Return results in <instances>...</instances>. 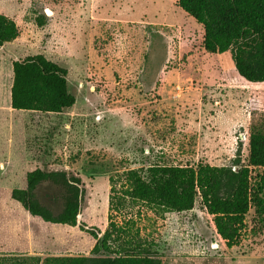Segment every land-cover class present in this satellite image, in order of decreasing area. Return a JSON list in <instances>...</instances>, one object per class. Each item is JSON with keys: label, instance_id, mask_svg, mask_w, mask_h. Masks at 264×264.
I'll return each instance as SVG.
<instances>
[{"label": "rangeland", "instance_id": "374dc122", "mask_svg": "<svg viewBox=\"0 0 264 264\" xmlns=\"http://www.w3.org/2000/svg\"><path fill=\"white\" fill-rule=\"evenodd\" d=\"M177 1L0 0V14L20 30L0 49V256H91L97 240L80 227L99 238L110 229V177L153 165L237 170L239 141L248 165L264 83L240 77L231 52H205L203 27ZM39 54L68 71L76 104L62 114L11 107L13 63ZM38 168L82 178L77 227L45 223L11 198ZM251 188L232 249L200 200L184 213L129 203L112 222L152 244L164 264H264V168L252 169Z\"/></svg>", "mask_w": 264, "mask_h": 264}, {"label": "trees", "instance_id": "16d2710c", "mask_svg": "<svg viewBox=\"0 0 264 264\" xmlns=\"http://www.w3.org/2000/svg\"><path fill=\"white\" fill-rule=\"evenodd\" d=\"M177 5L203 27L205 52H231L240 77L252 84L264 83V0H178ZM19 36L17 23L0 14V49ZM13 75V110L62 114L76 104L75 96L69 92L68 71L44 55L14 62ZM242 148L239 141L237 170L209 164L153 165L125 172L117 182L110 177V229L99 238L95 228L80 227L97 240L91 256H0V264H164L152 244L126 234L112 222V213L127 209L129 203H142L155 211L184 213L192 211L200 200L213 217L217 234L232 249L240 243L251 209L252 169L264 168V121L253 120L251 124L248 165L242 164ZM44 188L53 192L40 196ZM85 193L80 176L38 168L27 173L26 187L14 189L11 198L45 223L77 227Z\"/></svg>", "mask_w": 264, "mask_h": 264}, {"label": "crops", "instance_id": "0c3cea01", "mask_svg": "<svg viewBox=\"0 0 264 264\" xmlns=\"http://www.w3.org/2000/svg\"><path fill=\"white\" fill-rule=\"evenodd\" d=\"M203 31H204V30H203ZM11 88H12V87L10 86V88H9L8 98H9V96H11ZM10 98H11V97H10ZM34 113H38V112H34ZM49 115H51V114H49ZM53 115H54V114H53ZM57 127H58L57 125H55V126L53 125V130H56Z\"/></svg>", "mask_w": 264, "mask_h": 264}]
</instances>
